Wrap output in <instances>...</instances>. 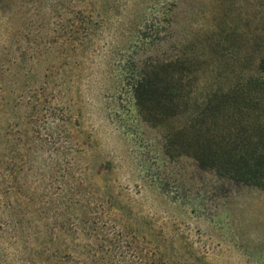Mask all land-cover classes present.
<instances>
[{
	"label": "rangeland",
	"instance_id": "374dc122",
	"mask_svg": "<svg viewBox=\"0 0 264 264\" xmlns=\"http://www.w3.org/2000/svg\"><path fill=\"white\" fill-rule=\"evenodd\" d=\"M263 55L264 0H0V264H264V192L166 140Z\"/></svg>",
	"mask_w": 264,
	"mask_h": 264
},
{
	"label": "trees",
	"instance_id": "16d2710c",
	"mask_svg": "<svg viewBox=\"0 0 264 264\" xmlns=\"http://www.w3.org/2000/svg\"><path fill=\"white\" fill-rule=\"evenodd\" d=\"M257 70V77L227 91H213L196 106L175 135L177 145L166 140L191 150L201 167L264 192V55ZM174 79L143 72L133 85L135 105L147 122L182 112L183 97L170 85Z\"/></svg>",
	"mask_w": 264,
	"mask_h": 264
}]
</instances>
